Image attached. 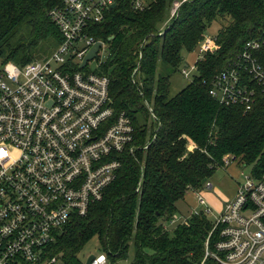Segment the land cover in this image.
I'll use <instances>...</instances> for the list:
<instances>
[{
    "label": "trees",
    "instance_id": "16d2710c",
    "mask_svg": "<svg viewBox=\"0 0 264 264\" xmlns=\"http://www.w3.org/2000/svg\"><path fill=\"white\" fill-rule=\"evenodd\" d=\"M63 1L0 0V65L45 59L62 43L49 11ZM173 1L157 0L137 12L118 4L92 26L94 39L107 47L105 58H96V72L109 80L115 111L130 117L137 150L119 155L120 168L103 199L85 216L71 218L56 237L50 253L67 264H80L78 252L92 238L111 264H199L213 224L203 213L184 222L178 216L170 227L175 203L190 190L202 191L225 156L249 167L254 178L264 174V89L256 90L246 111L221 105L208 93L210 80L247 41L264 40V0H190L169 19ZM215 20L221 27L214 50L205 52L192 80L171 95L169 78L180 73L184 56L197 51ZM146 103L156 116L153 124Z\"/></svg>",
    "mask_w": 264,
    "mask_h": 264
},
{
    "label": "built area",
    "instance_id": "2783aa9c",
    "mask_svg": "<svg viewBox=\"0 0 264 264\" xmlns=\"http://www.w3.org/2000/svg\"><path fill=\"white\" fill-rule=\"evenodd\" d=\"M187 1H173L169 19ZM154 2L64 0L61 8L49 11L62 43L45 59L0 65V150L6 153L0 155V264H67L50 253L56 237L71 218L85 216L103 199L116 179L119 155L128 150L133 156L137 150L130 117L113 107L108 78L97 67L88 71L89 62L81 64L96 42L105 46L92 36V26L104 20L112 4L128 3L137 12ZM262 46L264 40L247 41L242 53L210 80L209 96L249 110L256 90L264 89ZM214 48V38H205L194 61L179 67L180 75L191 78L196 63ZM146 107L155 120L152 107ZM223 159L229 166L228 156ZM211 188L210 182L203 186ZM234 189L212 223L199 264H264V174L254 178L249 173ZM200 192L195 193L201 206ZM203 213L193 210L191 215ZM212 235L216 240L210 243ZM100 256V264H111L102 252L89 264Z\"/></svg>",
    "mask_w": 264,
    "mask_h": 264
},
{
    "label": "rangeland",
    "instance_id": "374dc122",
    "mask_svg": "<svg viewBox=\"0 0 264 264\" xmlns=\"http://www.w3.org/2000/svg\"><path fill=\"white\" fill-rule=\"evenodd\" d=\"M156 1L157 0H155V2ZM220 27L221 24L219 22H217L216 20L213 21L212 24L205 31L204 34L205 38L212 40L213 37L218 32V30L220 29ZM106 48H107L106 46L101 48L99 53V56H102L103 59L105 58ZM184 57H185L184 59H187V62L192 63L196 57V54L195 53L190 55L186 54ZM96 67H97V60L94 59L93 61H90L89 64L87 65V70L93 72V70ZM132 77L134 78L135 76L132 75ZM190 80L191 78H183L180 75V73L172 74L171 77L169 78V82L171 85L170 94L173 95L176 92L182 90ZM150 123L153 124V120L150 121L149 124ZM249 170H250L249 167L245 168L243 166H240L238 164V161H234V160H232L230 165L227 167L222 166L217 168L213 177L209 179V182L212 184V188L210 190L203 189V191L200 192V195L204 198L205 203L201 206L197 205L195 192L198 190L195 191L190 190L188 191L184 199L179 200L178 202L175 203V206L177 207L176 217L181 216L180 221L184 222L186 219L190 218V215L193 210L197 212L206 211L205 216L207 220L213 223L218 213L224 207L225 203L233 197V194L235 192L234 187L236 181H242L244 176H248ZM174 223L176 222H173L172 224L174 225ZM166 225L169 226L168 223H166ZM173 225L170 224V227H172ZM99 247H100L99 241L97 238H92L89 241H87L78 252V258L81 261V263H84L90 255L99 256V254H101ZM130 255L131 254H129V258ZM116 264H129V260L117 261Z\"/></svg>",
    "mask_w": 264,
    "mask_h": 264
},
{
    "label": "water",
    "instance_id": "95a60500",
    "mask_svg": "<svg viewBox=\"0 0 264 264\" xmlns=\"http://www.w3.org/2000/svg\"><path fill=\"white\" fill-rule=\"evenodd\" d=\"M114 4L111 5V8H114ZM102 44L101 42H96L93 47L87 52V54L84 56L83 62L81 64V67H84L87 62L93 61L97 56V53L99 49L101 48ZM94 256L90 255L84 264H89L93 260Z\"/></svg>",
    "mask_w": 264,
    "mask_h": 264
},
{
    "label": "clouds",
    "instance_id": "9594fccd",
    "mask_svg": "<svg viewBox=\"0 0 264 264\" xmlns=\"http://www.w3.org/2000/svg\"><path fill=\"white\" fill-rule=\"evenodd\" d=\"M11 67V66H9ZM104 260V257L103 256H100L99 259L95 262V264H100V261H103Z\"/></svg>",
    "mask_w": 264,
    "mask_h": 264
},
{
    "label": "snow or ice",
    "instance_id": "6c2138e0",
    "mask_svg": "<svg viewBox=\"0 0 264 264\" xmlns=\"http://www.w3.org/2000/svg\"><path fill=\"white\" fill-rule=\"evenodd\" d=\"M0 155H6L2 150H0Z\"/></svg>",
    "mask_w": 264,
    "mask_h": 264
}]
</instances>
